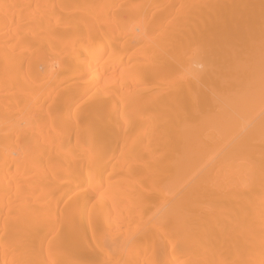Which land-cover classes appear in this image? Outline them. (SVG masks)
<instances>
[{
	"label": "bare ground",
	"instance_id": "obj_1",
	"mask_svg": "<svg viewBox=\"0 0 264 264\" xmlns=\"http://www.w3.org/2000/svg\"><path fill=\"white\" fill-rule=\"evenodd\" d=\"M0 264H264V0H0Z\"/></svg>",
	"mask_w": 264,
	"mask_h": 264
}]
</instances>
